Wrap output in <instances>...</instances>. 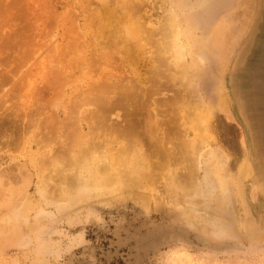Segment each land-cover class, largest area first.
<instances>
[{
  "label": "rangeland",
  "instance_id": "374dc122",
  "mask_svg": "<svg viewBox=\"0 0 264 264\" xmlns=\"http://www.w3.org/2000/svg\"><path fill=\"white\" fill-rule=\"evenodd\" d=\"M0 264H264V0H0Z\"/></svg>",
  "mask_w": 264,
  "mask_h": 264
},
{
  "label": "bare ground",
  "instance_id": "6f19581e",
  "mask_svg": "<svg viewBox=\"0 0 264 264\" xmlns=\"http://www.w3.org/2000/svg\"><path fill=\"white\" fill-rule=\"evenodd\" d=\"M171 13H172V12H171ZM168 19H169V18H165V20H168ZM175 20H176V19H175ZM168 21H170V20H168ZM172 21L174 22V19H173ZM166 22H167V21H165V24H166ZM162 24H163V23H162ZM165 24H164V25H165ZM168 24H169V23H167V26H168ZM170 24H171V23H170ZM136 25H137V23H136ZM172 25H173V23H172ZM162 27L164 28L165 26H162ZM75 28H76V27H75ZM160 28H161V27H160ZM167 28H168V27H165L164 30H166ZM137 31H138V30H137ZM166 31H167V30H166ZM219 32H221V31H218V33H219ZM159 33H162V31H161V32L159 31ZM218 33H217V34H218ZM131 35H132V34H131ZM165 35H166V36H167V35L170 36L169 32H165V33H164V36H165ZM219 35H220V34H219ZM164 36H162L163 41L166 40V39H165L166 36H165V37H164ZM213 36H214V34H213ZM214 38H215V36H214ZM214 38H213V40H211V41H213L214 43H219L220 46H221V43H222V42H221V39H220L221 37L218 38L217 40L214 39ZM154 41H155V40H154ZM115 42H116V41H115ZM93 43H94V42H93ZM161 43H163V42H161ZM90 44H92V43H90ZM165 44H167V43L165 42ZM168 44H169V43H168ZM98 45H99V44H98ZM213 45H214V44H213ZM159 46H161V44H160ZM216 49H217V48H216ZM213 51H214V50H213ZM92 52H93V51H92ZM92 52H89V53L92 54ZM94 55H95V54H94ZM132 55H133V54H132ZM92 56H93V55H92ZM192 59H193V58H192ZM92 61H93V60H92ZM94 61H95V60H94ZM43 62H44V61H43ZM94 63H95V62H94ZM179 63H180V62H179ZM87 64H89V63H87ZM93 68H94V67H93ZM178 68H179V67H178ZM174 71H176V70H174ZM169 77H170V79H169ZM169 77H168V79H169L170 83L172 84V87H170V85H169V87L173 89L174 87H176V85H175V84H176V80H177L179 77L176 75V73H170V74H169ZM144 79H145V78H144ZM174 82H175V84H174ZM173 84H174L175 86H174ZM173 86H174V87H173ZM98 87H99V86H98ZM129 87H130V86H129ZM129 87H128V88H129ZM101 89H102V88H101ZM129 89H130V88H129ZM174 90H175V89H174ZM94 91H95V90H94ZM123 91H124V90H123ZM126 91H127V90H126ZM130 91H131V90H130ZM107 92H108V91H107ZM127 92H128V91H127ZM174 92H175V93H173V96H172V97L175 98L174 94H177V95H176V98H177V97L180 95V93H179L180 91H177V89H176ZM176 92H177V93H176ZM178 94H179V95H178ZM181 94H182V93H181ZM90 96H91V95H90ZM94 97H96V96H94ZM98 97H99V96H98ZM98 97H97V98H98ZM128 97H129V96H128ZM97 98H96V99H97ZM131 98H132V96H131ZM176 98H175V99H176ZM175 99H173V101H174ZM91 100L93 101V99H91ZM129 100H131V99H129ZM94 101H96V100H94ZM111 104H112V103H111ZM113 104H114V103H113ZM110 106H112V105H110ZM106 107H107V106H106ZM106 107H105V108H106ZM110 108H112V107H110ZM106 111H107V110H106ZM111 111H113V109H112ZM111 111H110V112H111ZM104 112H105V111H104ZM105 113H107V112H105ZM119 113H120V112H119ZM110 114H111V113H110ZM134 115H135V114H134ZM134 115H133V116H134ZM136 115H138V114H136ZM136 115H135V116H136ZM109 116H110V115H108V117H109ZM129 116L131 117V114H130ZM135 116H134V117H135ZM140 116H141V115H140ZM105 117H106V116H105ZM116 117H117V116H116ZM134 117H133V118H134ZM185 118H186V117H185ZM104 119H105V118H104ZM113 119H114V118H113ZM139 119H140V118H139ZM129 120H130V119H129ZM112 121H113V120H112ZM185 121H186V120H185ZM117 123H119V121H118ZM138 123H141V124L143 125V126H142V129H143V130L141 129V131H143L148 137H149V136L151 137V136H152V134H151V132H150L151 128H150L149 126H146V124L149 123V121H148L147 119H144V116H143V118H141V119L138 121ZM138 123L135 122V125L138 124ZM111 124H112L113 127L116 126V125L114 126V124H115L114 122H113V123L111 122ZM147 125H149V124H147ZM116 127H117V126H116ZM113 129H114V128H113ZM132 130H133V129H132ZM88 138H90V137H88ZM93 138H94V137H93ZM93 138H92V139H93ZM147 139H150V138H147ZM151 139H152V138H151ZM204 140H205V139H204ZM87 141H88V140H87ZM156 142H157V141H156ZM87 145H88V144H87ZM94 145H95V142H94ZM96 145H97V143H96ZM181 147H183V146H181ZM98 148H99V147H98ZM184 148H185V147H184ZM92 149H93V148H92ZM78 152H79V151H78ZM94 152H95V151H94ZM119 153H120V152H119ZM75 154H76V153H75ZM97 155H98V154H97ZM124 155H125V154H124ZM130 155H131V154H130ZM143 155H144V154H143ZM84 156H85V155H84ZM137 156H138V155H137ZM85 158H86V157H85ZM95 158H96V157H95ZM101 159H106V158H105V156H104V157H102ZM116 159H117V158H116ZM121 159H122V158H121ZM136 159H137V158H136ZM114 162H115V161H114ZM116 162H117V161H116ZM102 163L104 164V162H102ZM93 164H94V163H93ZM106 165H107V164H106ZM126 168H127V167H126ZM68 169H72V167L69 166L68 168H66V169L64 170V172H61V173H60V171H59L60 174L57 173V174H59V179L65 181V182H68V183H70V182L72 183V181H73V183H74V178H75V177H72V176H71L72 174H69V173L67 172ZM94 170H95V173L98 171L97 168H95ZM92 173H94V172L92 171ZM119 176H120V175H119ZM113 177H114V175H113V174H112V175L110 174V176H109L107 179H103V180H101L100 185H104V186H106V187H109V186L113 183V181H114V180H113ZM120 177H121V176H120ZM56 178H58V176H57ZM56 178H55V179H56ZM89 178H90V179H89ZM89 178L87 179L88 182H93V183H94V181H96V178H95L94 175H92V177H89ZM59 179H58V180H59ZM133 179H134V178H133ZM137 179H138V178H137ZM141 179H142V178H141ZM55 181H56V183H57V179H56ZM73 183H72V184H73ZM54 184H55V183H54ZM57 184H58V183H57ZM47 186H48V185H47ZM55 186H56V185H55ZM68 186H69V185H68ZM138 187H139V186H138ZM52 188H53V187H52ZM141 188H142V187H141ZM67 189H68V188H67ZM74 189H75V188H74ZM132 189H133V188H132ZM53 190H54V189H53ZM137 193H138V192H137ZM137 193H136V194H137ZM141 194L144 195L143 193H141ZM138 197H139V196H138ZM140 197H141V196H140ZM136 198H137V197H136ZM145 198H146V197H145ZM145 198H144V199H145ZM140 199H141V198H140ZM145 200H146V199H145Z\"/></svg>",
  "mask_w": 264,
  "mask_h": 264
}]
</instances>
